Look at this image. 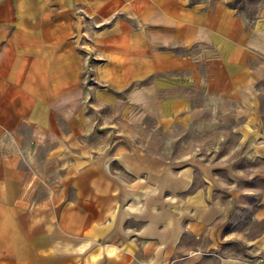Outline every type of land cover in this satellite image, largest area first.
I'll return each mask as SVG.
<instances>
[{"label": "crops", "instance_id": "1", "mask_svg": "<svg viewBox=\"0 0 264 264\" xmlns=\"http://www.w3.org/2000/svg\"><path fill=\"white\" fill-rule=\"evenodd\" d=\"M85 67L158 121H193L215 99L249 137L260 122L264 7L246 25L178 0H0V264H201L205 253L176 259L184 232L218 217L203 190L187 193L188 170L168 174L175 201L143 210L83 151L73 120Z\"/></svg>", "mask_w": 264, "mask_h": 264}, {"label": "rangeland", "instance_id": "2", "mask_svg": "<svg viewBox=\"0 0 264 264\" xmlns=\"http://www.w3.org/2000/svg\"><path fill=\"white\" fill-rule=\"evenodd\" d=\"M178 1L201 12L231 11L246 25L264 7V0ZM85 69L73 122L83 151L91 153L95 164L106 167L129 191L137 181L128 194L135 195L143 210L151 205L162 211L175 201L180 195L167 188L172 183L168 174L185 169L192 174L187 193L203 190L208 206L215 205L216 221L198 235L185 231L176 259L200 252L206 255L201 264H262L264 252L258 250L260 241H254L264 237V82L259 126L247 137L249 132L235 127L241 121L217 107L215 99L207 100L204 113L193 121H158L126 104L124 94L103 88ZM202 99L199 91L192 93L195 105ZM60 123L66 130L64 118ZM119 153L137 164V175L124 170Z\"/></svg>", "mask_w": 264, "mask_h": 264}]
</instances>
